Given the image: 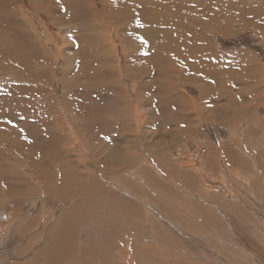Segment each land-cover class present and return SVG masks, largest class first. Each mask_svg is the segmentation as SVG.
Instances as JSON below:
<instances>
[{"label": "rangeland", "instance_id": "rangeland-1", "mask_svg": "<svg viewBox=\"0 0 264 264\" xmlns=\"http://www.w3.org/2000/svg\"><path fill=\"white\" fill-rule=\"evenodd\" d=\"M211 1L0 0V132L19 135L27 150L23 154L18 139H0V159L7 156L20 171L36 161L45 175L50 165L68 163L77 172L59 184L82 185L74 196L57 189L55 197L1 202L7 236L0 264L27 261H21L26 246L18 238L31 245L43 241L49 232L38 223L48 226L55 215V225L67 214L81 219L87 209L106 224L99 237L112 239L109 254L96 253L100 264H139L136 257L149 264L142 254L134 256L136 245L145 246V226L170 248L193 247L192 257L159 249L161 264H210L211 257L229 264L230 255L243 254L236 240L257 235L264 241V232L253 231L264 222V0ZM204 91H212L211 98ZM208 102L212 108L204 107ZM225 105L230 112L224 118L212 117ZM50 117L72 127L71 145L54 136ZM60 149L76 151L68 158ZM53 180L49 174L38 185ZM23 190L0 179V197ZM38 214L41 221L32 219ZM86 223L74 224L78 237L67 252L70 264L91 253L79 249L91 236Z\"/></svg>", "mask_w": 264, "mask_h": 264}, {"label": "bare ground", "instance_id": "bare-ground-1", "mask_svg": "<svg viewBox=\"0 0 264 264\" xmlns=\"http://www.w3.org/2000/svg\"><path fill=\"white\" fill-rule=\"evenodd\" d=\"M211 1V0H210ZM176 2V1H175ZM211 2H213L214 3V0L213 1H211ZM216 3V2H215ZM114 4V3H113ZM209 4V3H208ZM117 5V4H116ZM217 6V5H216ZM107 7V6H106ZM152 7V6H151ZM218 7V6H217ZM210 8V7H209ZM211 8H213L212 6H211ZM215 8V7H214ZM210 10V9H209ZM212 10H215V9H212ZM46 14V13H45ZM177 14H175L174 15V17L172 18V20H174V19H176L177 18V16H176ZM164 16H166V15H164ZM108 18V17H107ZM111 18V17H110ZM152 18H154V17H152ZM170 17H168V19H169ZM97 19H99V18H97ZM167 19V20H168ZM171 19V18H170ZM152 20V19H151ZM159 20V19H158ZM157 20V21H158ZM18 21V20H17ZM156 20H155V22H157ZM19 22V21H18ZM167 22V21H166ZM95 23V22H94ZM160 24H161V22H159ZM159 23H158V25H159ZM167 23H169V22H167ZM99 24V23H98ZM177 24H179V23H177ZM177 24H176V22L175 23H173L172 24V26H177ZM23 25V24H22ZM94 27V26H93ZM92 27V28H93ZM160 27V26H159ZM87 28V27H86ZM97 28V27H96ZM67 29V28H66ZM96 30V29H95ZM86 31V30H85ZM81 39V38H80ZM86 39V38H85ZM197 39V38H196ZM67 40V39H66ZM198 40V39H197ZM67 42V41H66ZM201 49H202V47H201ZM239 54V53H238ZM241 54V53H240ZM231 55H234V54H231ZM72 58V57H71ZM70 58V59H71ZM70 59H69V61H70ZM210 61H209V66H210ZM201 65V64H200ZM189 66H191V65H189ZM188 66V67H189ZM199 66V65H198ZM202 66V65H201ZM201 66H200V68H201ZM212 66V65H211ZM249 67V66H248ZM171 68V67H170ZM192 68V67H191ZM186 69V68H185ZM192 69H194V68H192ZM1 71V70H0ZM199 72V71H198ZM206 72V71H205ZM170 73V72H169ZM207 73V72H206ZM208 74V73H207ZM110 75V74H109ZM206 75V74H205ZM209 75V74H208ZM204 76V75H203ZM204 78V77H203ZM202 78V79H203ZM237 79V78H236ZM236 79H235V81H236ZM162 80H164V79H162ZM160 81V84H161V86L162 87H166V83H167V81L166 80H164V81ZM205 80V79H204ZM240 80V79H239ZM207 81H209V80H207ZM234 81V82H235ZM214 82V81H213ZM70 84H71V82H70ZM118 84V83H117ZM119 85V84H118ZM242 86V85H241ZM117 87V86H116ZM118 88V87H117ZM119 89V88H118ZM203 89V88H202ZM205 89V88H204ZM117 90V89H116ZM150 90V89H149ZM222 90H225L224 88L222 89ZM254 90V89H253ZM161 92H162V90H160ZM115 92V91H114ZM174 92H176V91H174V90H170V91H166L165 90V92L164 93H169V94H174ZM205 93L204 94H206L205 95V97H210L211 95V93H212V91H204ZM178 93V92H177ZM180 93V92H179ZM178 93V94H179ZM224 95V96H221V95ZM226 94H227V96H226ZM12 96V95H11ZM220 96H221V98L222 97H225L226 96V100H228L227 101V103L229 102V100L231 101V98L228 96V93H226L225 91H222V93L220 94ZM220 96H218V97H220ZM7 97V96H6ZM5 97V98H6ZM127 97V96H126ZM140 97V96H139ZM8 98V97H7ZM6 98V99H7ZM9 98H11V97H9ZM123 98V97H122ZM211 98V97H210ZM5 99V104L7 103V100ZM206 99H208V98H206ZM240 99V98H239ZM238 99V100H239ZM129 100H130V98H129ZM126 101V100H125ZM125 101H124V103H125ZM244 101V100H243ZM210 102H212V101H210ZM210 102H208V104H204L203 103V105H204V107L206 106H211V108L213 107L212 106V104L213 103H210ZM230 103V102H229ZM238 103H240V102H238ZM127 104V103H126ZM218 104V103H217ZM223 105V104H222ZM230 105V104H229ZM220 106V105H219ZM127 107H128V105H127ZM7 109H9V108H7ZM205 109V108H204ZM207 109V108H206ZM3 110H6V108L5 109H3ZM11 110V109H10ZM219 111H218V114L216 113V114H214V116H212V117H214V118H216V117H220V119H221V116L224 118V115L227 113V112H230L229 111V106H227V105H225L224 107L222 106V108H220V109H218ZM7 111V110H6ZM34 111V110H33ZM4 112V111H3ZM8 112V111H7ZM37 112V111H36ZM12 113V112H11ZM14 113V112H13ZM52 113V115H53V112H51ZM7 114V113H6ZM12 115V114H11ZM38 115H39V113H38ZM35 116H37V115H35ZM175 117H176V119L174 120V122L176 123L177 121H178V118H177V115L175 114ZM51 118V117H50ZM39 119H40V117H39ZM60 119V118H59ZM181 119L182 120H185V119H183V117L181 116ZM49 120H51V121H49L50 122V124L48 123V122H44V123H48L49 125L48 126H50V130L51 131H53V134H54V136H57V138L58 139H63V138H67V139H69L70 141H71V143H69L68 142V144L69 145H71L72 143H73V139H72V137H71V135H70V133H69V131L71 130V128L69 127H66L65 125H61L60 126V124L58 123V122H56V118H51V119H49ZM225 120V119H224ZM211 121H212V119H211ZM62 123H63V121H61ZM64 122H65V120H64ZM167 122H170V120L169 119H166V123ZM59 124V125H58ZM182 123H179V124H176V126H175V128H177V129H179L178 127L181 125ZM46 125V124H45ZM10 126V125H9ZM69 126V125H68ZM13 127V126H12ZM15 127V126H14ZM57 127V128H56ZM62 127V128H61ZM10 128V127H9ZM10 129H12V128H10ZM15 129V128H14ZM56 129L58 130V131H56ZM74 129H76V128H74ZM16 130V129H15ZM14 130V131H15ZM67 132H66V131ZM176 130V129H175ZM8 131V129H6V132ZM72 131H73V129H72ZM172 131V130H171ZM9 133H10V131H8ZM7 132V133H8ZM12 132V131H11ZM174 132V131H173ZM7 133H6V135H5V133H3V132H0V139H3L6 143H13L14 141H16L17 139V142H20L21 144H20V149L21 150H24V152H23V154H25L26 152H27V150H26V147H25V145L22 143L23 142V140H22V138H20L19 137V135H17V134H19V133H17L16 135H17V137H15V133L13 134V133H11L10 135H7ZM8 133V134H9ZM76 135V134H75ZM97 135V134H96ZM73 136H74V133H73ZM75 138H77L76 136H75ZM74 138V139H75ZM60 142H62V141H60ZM58 143H59V141H58ZM62 144V143H61ZM61 148V147H60ZM71 148V147H70ZM62 149V148H61ZM60 149V151H59V153L60 154H62L63 156L64 155H66V156H68V158H69V156L71 157V155L73 154V153H75L74 151H76V150H72V149H69V150H61ZM19 150V149H18ZM1 151V150H0ZM20 151V150H19ZM3 152V151H2ZM80 152V151H79ZM23 154H21V155H23ZM29 157H31L32 158V154H29ZM65 157V156H64ZM3 159H0V179H7V180H11V181H14L17 185H19V186H21L22 188H24V190L22 191V193H20L18 196L15 194V193H12V192H10V191H8V192H3L2 194H3V196L2 197H0V203L1 202H4V204L5 203H8L10 200H15V201H19V200H22L23 198H29V199H33V198H35L38 194H45V195H50V194H52L54 197H55V195H56V191L55 190H57V189H61L62 191H64V196L66 197V195H72V196H74L75 194L76 195H78V193H80L77 189H75L77 186H78V184H79V186H82L80 183H79V181H77V182H75V183H73L71 186L70 185H68V186H66V184H59V178H61L62 176H64L65 177V179H68L69 180V175L72 177L73 175H75V173L77 172L76 171V168L75 167H73V166H70V164H68V163H64V164H55V165H50V168H51V170L50 171H48L47 173H46V175H45V173L43 172V171H37L36 169H37V166L39 165L40 166V164L38 163V162H32L31 163V165H33V167H30V166H28V165H24L23 166V168H22V170L20 171L18 168H16L15 167V164H13V165H11V164H9V162L11 161V159L10 158H8L7 156H5V157H2ZM13 159H16V158H13ZM34 160H35V158H34ZM133 161V160H132ZM80 163H81V161H80ZM86 165V164H85ZM42 166V165H41ZM88 167V166H87ZM255 167V166H254ZM85 168V167H84ZM90 168V167H89ZM88 168V169H89ZM2 169V170H1ZM43 169V168H42ZM256 169V168H255ZM90 170V169H89ZM258 170V169H257ZM86 171V170H85ZM71 172V173H70ZM81 172V171H80ZM176 172H177V170H176ZM150 173V172H149ZM154 173V172H153ZM49 174L51 175V177H56V181L55 180H53V183H52V181L51 182H49V183H47V184H43V185H38V180L41 178V177H43V178H45V177H49ZM98 175V174H97ZM100 178V177H99ZM201 178V177H200ZM258 178V177H257ZM199 180V179H198ZM254 183V182H253ZM262 183V182H261ZM84 185V184H83ZM253 185V184H252ZM261 185V184H260ZM35 186H38L39 187V189H38V191H36V190H34V187ZM63 187V188H62ZM92 187V186H91ZM256 187V186H255ZM71 188L73 189V190H71ZM254 188V187H253ZM81 189V188H80ZM110 189V188H109ZM77 190V191H76ZM82 190V189H81ZM112 190V189H111ZM172 190V189H171ZM87 191H88V189H87ZM248 191V190H247ZM249 191H251V189L249 190ZM261 191V190H260ZM247 193V192H246ZM259 193V192H258ZM35 194H37L36 196H35ZM96 194H97V192L95 193V196H96ZM110 194V193H109ZM41 195V196H42ZM35 196V197H34ZM40 196V197H41ZM59 196V195H58ZM106 196V195H105ZM113 196V195H112ZM264 196V195H263ZM75 197H77V196H75ZM93 197V196H92ZM228 197V196H227ZM251 198V197H250ZM97 200H99V198L97 199ZM229 200V199H228ZM84 201V200H83ZM230 201V200H229ZM238 201V200H237ZM80 202V201H79ZM97 202V201H96ZM79 204V203H78ZM240 204V203H239ZM18 205V204H17ZM85 206V205H84ZM92 206V205H91ZM96 206H97V203H96ZM261 206V205H260ZM185 207V206H184ZM84 208V207H83ZM80 209V208H79ZM92 209V208H91ZM13 210V209H12ZM81 210V209H80ZM179 211V210H178ZM13 214H14V212H12ZM83 214V215H85L84 217H82L81 219H82V222H83V220H85L86 218H87V221H89V223H90V225H88V227H87V223H86V225H84V226H82L83 228H86L87 227V230H89V233L88 234H91V236H89L88 238H86V236L84 237V238H86V239H83L84 240V244H88L86 247H84V244L82 245V247L81 248H79V249H81V250H85V252H86V250L88 251V249H89V251L91 252L90 254L89 253H84V255L82 256V257H84V258H82V263L81 264H100L99 262H98V260H97V257L98 256H96V253L98 254V252L100 251H103V252H107V250H109V245L111 244V242H112V239H109V238H105V237H99L100 236V233L101 232H103V228H104V225L106 226V224H102V222L100 221V219H98V218H100V217H96V215L98 214V215H100L99 213H97L96 211H95V213L96 214H93V213H91V210H89V209H87L85 212L84 211H82V212H80V214ZM16 214V213H15ZM14 214V215H15ZM234 214V213H233ZM239 214V213H238ZM247 214V213H246ZM245 214V215H246ZM17 215V214H16ZM70 214H67L66 215V217H62L60 220H59V223L57 224V225H55L53 222H54V220H56V218H57V216L55 215L54 217H53V222H50V224L47 226V223H38L39 225H42L41 226V229H47V232H49V236H48V233H45V234H47V235H44V237H47V238H43V241H41V242H37V243H34V244H29V243H27L26 244V239H24V238H18V237H16V236H14V238H18L19 240H20V242L21 241H23V244L24 245H22V246H26L24 249H23V251L25 252V256L23 257V258H21V261L22 260H24V259H27V261L24 263V264H70V262L69 261H71V260H69L70 259V257L67 255V252H69L68 250L71 248V246H73V244H74V242L76 243V239H77V233H75L74 232V230H75V223H78V221L79 220H81L80 218L78 219V218H76L75 216H73V215H71V216H69ZM14 217V216H13ZM12 217V218H13ZM75 217V220L73 221V218ZM159 217V216H158ZM204 217V216H203ZM207 217V216H206ZM16 218V217H15ZM44 217L42 216V214H38L37 215V218L36 217H33L32 219H35L36 221H41L42 219H43ZM159 219V218H158ZM206 219H208V221H209V223H210V221H211V223L213 224V225H215V221L214 220H212L211 218H209V217H207ZM210 219V220H209ZM252 219V218H251ZM264 219V218H263ZM204 220H205V218H204ZM204 220H202V221H204ZM249 220V219H248ZM12 222H14L15 220L14 219H12L11 220ZM96 221L97 222H100L101 224L99 225V224H95L96 223ZM102 221H103V218H102ZM192 221V220H191ZM200 222L201 224H202V226H204L205 228H208L210 225H208L207 224V222L206 221H204V222ZM45 222V221H44ZM86 222V221H85ZM105 222V221H104ZM224 222V221H223ZM249 222V221H248ZM176 223V222H175ZM179 223V222H178ZM177 223V224H178ZM198 223V222H197ZM236 223H238V222H236ZM239 223H241V221L239 222ZM243 223V222H242ZM241 223V224H242ZM253 223V222H252ZM258 223V222H257ZM257 223L256 224H254L255 226H254V229L255 230H253L255 233L256 232H264V222H263V220H261V222H259L258 223V225H257ZM38 224H36V226L34 227V228H37L38 227ZM84 224V223H83ZM176 224V225H177ZM224 224H225V222H224ZM233 224V223H232ZM80 225V224H79ZM155 225H156V223H155ZM154 225V226H155ZM161 225V224H160ZM160 225L159 226H157V227H159L160 228ZM231 225V224H230ZM246 225H248V224H246ZM164 226V225H163ZM170 226V225H169ZM201 226V227H202ZM218 226H220V224L219 223H217V225L215 226V227H218ZM242 226V225H241ZM252 226V225H251ZM258 226H259V229H258ZM156 227V226H155ZM156 227V228H157ZM203 227V228H204ZM211 227V226H210ZM240 227V226H239ZM250 227V226H249ZM261 227V228H260ZM81 228V227H80ZM83 228H81V230L83 229ZM169 228V227H168ZM167 228V229H168ZM234 228V227H233ZM40 229V228H39ZM38 229V230H39ZM74 229V230H73ZM150 229H152L151 227L149 228L148 226H145V227H143V229H142V231H144V233H145V238L144 239H141V242L140 243H142L143 242V245H145V246H139V245H136V247L135 248H138L137 250H135V252H136V255L134 254V256L136 257V256H139L138 254H142V256H143V258L144 257H146L147 259H148V262H149V264H161L162 262V260H161V256H159V254H161L162 255V252H163V250L165 249H172V250H177V251H181V252H183V254L185 253L187 256H191V253H192V251H193V247H190L189 246V244H183V248H182V250H180V248H178V246H174V249L173 248H170L169 247V245L167 246V244L164 242V239L163 240H159V239H156V237H153V236H151L150 235V233H149V231H150ZM161 229V228H160ZM159 229V230H160ZM180 230H181V228H179ZM221 229V228H220ZM220 229H218V232H219V230ZM231 229V228H230ZM242 229V228H241ZM251 229H253V228H251ZM6 230V226L4 225V223L3 222H0V249H2V248H5V246H4V243H3V240H4V242L6 241V234H4L5 231ZM29 230V229H28ZM33 230V229H32ZM81 230H79V231H81ZM86 230V229H85ZM84 230V231H85ZM156 230V229H155ZM166 230V229H165ZM170 230H172V228L170 229ZM188 230V229H187ZM212 230V229H211ZM215 230V229H214ZM225 230V229H224ZM240 230V229H239ZM157 231V230H156ZM210 231V230H209ZM208 231V232H209ZM213 231V230H212ZM249 231V230H248ZM252 231V230H251ZM33 232H34V230H33ZM41 232H43V231H39L38 233H41ZM155 232V231H154ZM171 232V231H170ZM254 232H253V234H254ZM50 233H52V235L50 234ZM167 233V232H166ZM195 233V232H194ZM211 233V232H210ZM222 233H223V231H222ZM229 233V232H228ZM42 234V233H41ZM161 234V233H160ZM175 234V233H174ZM212 234H213V232H212ZM253 234H251V235H253ZM34 235V234H33ZM71 235V236H70ZM82 235V234H81ZM180 235V234H179ZM193 235V234H192ZM201 236H202V234H200ZM227 235V234H226ZM36 236V235H35ZM172 236V235H171ZM174 236V235H173ZM177 236V235H176ZM175 236V237H176ZM181 236V235H180ZM215 236V235H214ZM230 236V235H229ZM236 236H238L237 234H236ZM243 236V235H242ZM257 236V235H256ZM252 237V238H250V239H247V240H245V238L243 239V240H236L235 242L236 243H234V245H236V246H234V247H236V249H237V246H238V249H242L243 250V254L242 255H238V254H236V255H230V258L228 257V263L229 264H238V262H240V264L242 263V264H264V241L262 240L263 238H261V236L260 237ZM72 237L74 238V242H73V240H72ZM80 237V236H79ZM194 237V236H193ZM204 237V236H203ZM220 237V236H219ZM233 237V236H232ZM243 237H245V236H243ZM39 237H37V239H38ZM41 238V237H40ZM162 238V237H161ZM180 238V237H179ZM226 238V237H225ZM239 238V237H238ZM136 239V238H135ZM177 239V238H176ZM181 239H182V237H181ZM198 239V238H197ZM201 239V238H200ZM204 239V238H203ZM222 239H224V237H222ZM236 239V238H235ZM41 240V239H40ZM81 240V239H80ZM183 240V239H182ZM181 240V241H182ZM188 240V239H187ZM206 240V239H205ZM221 240V239H220ZM230 240V239H229ZM228 240V241H229ZM34 241V240H33ZM37 241V240H36ZM133 241V240H132ZM166 241V240H165ZM180 241V242H181ZM198 241H199V239H198ZM225 241V240H224ZM228 241H227V243H228ZM176 242V241H175ZM179 242V241H178ZM230 242H231V240H230ZM137 243H139V242H137ZM151 243H153V246H152V249H149L146 245H150ZM169 243V242H168ZM79 244V243H78ZM81 244V243H80ZM170 244V243H169ZM199 244V243H198ZM198 244H197V246H198ZM201 244V243H200ZM203 244V243H202ZM232 244V243H231ZM226 245V244H225ZM228 245H229V243H228ZM75 246H76V244H75ZM172 246V245H171ZM203 246V245H202ZM201 246V247H202ZM219 246V245H218ZM217 246V247H218ZM222 246V245H221ZM240 246V247H239ZM77 247V246H76ZM133 247V248H134ZM179 247H180V245H179ZM231 247V246H230ZM105 248V249H104ZM154 248V249H153ZM223 248V247H222ZM226 248V247H225ZM15 249V248H14ZM78 249V248H77ZM114 249V248H113ZM144 249H147L146 251L144 250ZM159 249L162 251L161 253L159 252ZM208 249V248H207ZM221 249V248H220ZM238 249H237V251H238ZM133 250V249H132ZM144 250V251H143ZM223 250V249H222ZM235 250V249H234ZM88 251V252H89ZM231 251V250H230ZM230 251H228V252H230ZM236 251V252H237ZM18 252V251H17ZM22 252V251H21ZM132 252V251H131ZM175 252V251H174ZM180 252V253H181ZM201 252V251H200ZM218 252V251H217ZM1 253V252H0ZM5 253V252H4ZM8 253V252H7ZM10 253V252H9ZM102 253V252H101ZM108 253V252H107ZM107 253H103V254H105V255H107ZM109 253H110V251H109ZM108 253V254H109ZM132 253H134V252H132ZM178 253V252H177ZM194 253V252H193ZM227 253V252H226ZM81 254V253H80ZM79 254V255H80ZM89 254V255H88ZM164 254V253H163ZM203 254H205V253H203ZM222 254V253H221ZM230 254V253H229ZM22 255V254H21ZM72 255V254H71ZM169 255V254H168ZM171 255V254H170ZM5 256V255H4ZM13 256H14V254H13ZM127 256V255H126ZM126 256H124V258L126 257ZM163 256V255H162ZM183 256V255H182ZM209 256V255H208ZM212 256V255H211ZM229 256V255H228ZM233 256V257H232ZM110 258V256H107V258ZM131 257V256H130ZM133 257V256H132ZM131 257V258H132ZM192 257V256H191ZM235 257H237V258H235ZM2 258V257H1ZM108 258V259H109ZM163 258V257H162ZM190 258V257H189ZM198 259L199 261L200 260H203L201 257H197V256H194V259ZM212 258L213 257H211V260H208V263H210V264H220L218 261H216V260H212ZM117 258H115V260H116ZM136 259H137V263H139V264H141V262L139 261V257H136ZM135 259V260H136ZM147 259H146V261H147ZM164 259V258H163ZM170 259V258H169ZM172 259H173V257H172ZM178 259V258H177ZM227 259V258H226ZM5 260V259H4ZM75 260V259H74ZM100 260V259H99ZM142 260H144V259H142ZM171 260V259H170ZM174 260V259H173ZM173 260H171V261H173ZM197 260V261H198ZM8 261H9V259H8ZM13 261V260H12ZM76 261V260H75ZM109 261V260H108ZM113 261V260H112ZM119 261V260H118ZM132 261V260H131ZM164 261V260H163ZM179 261V260H178ZM198 261V262H199ZM72 262V261H71ZM144 261H142V263H143ZM189 262V261H188ZM14 262H12V264H13ZM173 263V262H172ZM180 263V262H179ZM19 264V263H18ZM75 264H77L76 262H75ZM103 264V263H102ZM107 264V263H106ZM176 264H178V263H176ZM186 264H189V263H187L186 262ZM192 264H198V263H196V262H194V260H193V262H192ZM200 264H202V263H200Z\"/></svg>", "mask_w": 264, "mask_h": 264}, {"label": "crops", "instance_id": "crops-1", "mask_svg": "<svg viewBox=\"0 0 264 264\" xmlns=\"http://www.w3.org/2000/svg\"><path fill=\"white\" fill-rule=\"evenodd\" d=\"M256 37V36H255Z\"/></svg>", "mask_w": 264, "mask_h": 264}]
</instances>
